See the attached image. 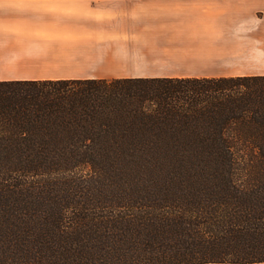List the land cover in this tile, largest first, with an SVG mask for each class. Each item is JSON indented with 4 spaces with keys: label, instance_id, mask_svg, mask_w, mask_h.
<instances>
[{
    "label": "trees",
    "instance_id": "1",
    "mask_svg": "<svg viewBox=\"0 0 264 264\" xmlns=\"http://www.w3.org/2000/svg\"><path fill=\"white\" fill-rule=\"evenodd\" d=\"M264 263V76L0 81V264Z\"/></svg>",
    "mask_w": 264,
    "mask_h": 264
},
{
    "label": "crops",
    "instance_id": "2",
    "mask_svg": "<svg viewBox=\"0 0 264 264\" xmlns=\"http://www.w3.org/2000/svg\"><path fill=\"white\" fill-rule=\"evenodd\" d=\"M237 76H264V0H0V81Z\"/></svg>",
    "mask_w": 264,
    "mask_h": 264
}]
</instances>
